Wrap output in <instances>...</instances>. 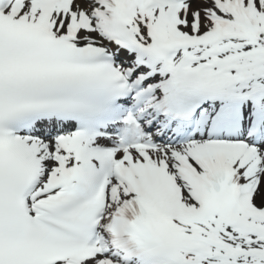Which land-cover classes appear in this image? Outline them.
I'll return each mask as SVG.
<instances>
[{
  "label": "snow or ice",
  "instance_id": "1",
  "mask_svg": "<svg viewBox=\"0 0 264 264\" xmlns=\"http://www.w3.org/2000/svg\"><path fill=\"white\" fill-rule=\"evenodd\" d=\"M0 264H264V0H0Z\"/></svg>",
  "mask_w": 264,
  "mask_h": 264
}]
</instances>
